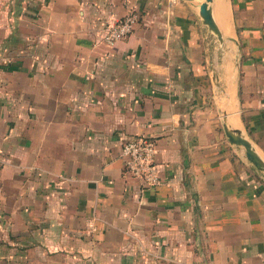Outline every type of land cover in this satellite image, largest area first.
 Masks as SVG:
<instances>
[{
    "label": "crops",
    "instance_id": "1",
    "mask_svg": "<svg viewBox=\"0 0 264 264\" xmlns=\"http://www.w3.org/2000/svg\"><path fill=\"white\" fill-rule=\"evenodd\" d=\"M210 6L221 42L188 0H0V264H264V177L222 130L264 161V0Z\"/></svg>",
    "mask_w": 264,
    "mask_h": 264
},
{
    "label": "built area",
    "instance_id": "2",
    "mask_svg": "<svg viewBox=\"0 0 264 264\" xmlns=\"http://www.w3.org/2000/svg\"><path fill=\"white\" fill-rule=\"evenodd\" d=\"M136 19V14L130 12L115 23L103 25L102 42L111 45L125 38L131 33ZM154 152V141L150 137L135 136L122 143L119 156L125 171L131 177L141 180L146 186H153L158 182V170L153 160Z\"/></svg>",
    "mask_w": 264,
    "mask_h": 264
},
{
    "label": "water",
    "instance_id": "3",
    "mask_svg": "<svg viewBox=\"0 0 264 264\" xmlns=\"http://www.w3.org/2000/svg\"><path fill=\"white\" fill-rule=\"evenodd\" d=\"M193 3L198 10V16L201 23L207 28L208 32L216 37L221 42V35L217 29V26L213 20L211 14L210 3L212 0H188ZM223 133L228 140L234 146L240 147L243 150L245 159L253 165L256 169L264 172V161L259 157L251 148L247 140H245L238 130L231 129L227 126L225 120L222 123Z\"/></svg>",
    "mask_w": 264,
    "mask_h": 264
},
{
    "label": "rangeland",
    "instance_id": "4",
    "mask_svg": "<svg viewBox=\"0 0 264 264\" xmlns=\"http://www.w3.org/2000/svg\"><path fill=\"white\" fill-rule=\"evenodd\" d=\"M260 171V170H259ZM261 172V175L264 177V172L260 171Z\"/></svg>",
    "mask_w": 264,
    "mask_h": 264
},
{
    "label": "bare ground",
    "instance_id": "5",
    "mask_svg": "<svg viewBox=\"0 0 264 264\" xmlns=\"http://www.w3.org/2000/svg\"><path fill=\"white\" fill-rule=\"evenodd\" d=\"M238 129V128H237Z\"/></svg>",
    "mask_w": 264,
    "mask_h": 264
}]
</instances>
